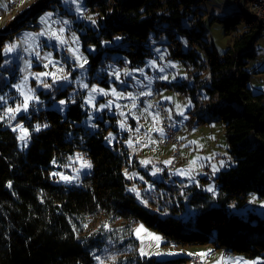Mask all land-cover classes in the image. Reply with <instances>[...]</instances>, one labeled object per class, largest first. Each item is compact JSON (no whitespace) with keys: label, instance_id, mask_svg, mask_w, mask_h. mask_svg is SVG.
Masks as SVG:
<instances>
[{"label":"trees","instance_id":"1","mask_svg":"<svg viewBox=\"0 0 264 264\" xmlns=\"http://www.w3.org/2000/svg\"><path fill=\"white\" fill-rule=\"evenodd\" d=\"M200 1L85 0L101 16L99 35L89 31L83 41L98 48L97 54L89 55L91 71L104 63L100 38L114 35L120 37L122 47L109 51L122 54L119 63L125 59L130 66H141L154 55V46L165 42L168 58L188 59L200 69H209L207 116L198 113L191 120L224 125L233 165L216 175L217 197L188 188L186 204L196 210L194 217H181L185 209L181 198L172 207L149 210L127 189L131 180L125 148L118 151L116 145L105 143L103 132L90 133L76 125L85 116L81 100L70 104L65 115L31 108L18 118L29 132L25 151L19 150L16 133L0 123V264H187L190 258L186 257L141 256L132 234L139 222L155 228L168 243H211L222 251L259 257L264 264V217L253 213L244 217L229 210L232 202L242 206L249 192L264 197V90L251 87L247 67L257 56L254 44L261 38V29L248 11L220 19L225 35L241 23L243 28L232 45L218 54L203 40ZM59 2L36 0L0 30V91L6 88L4 42ZM195 47L205 53L202 61L197 60ZM161 84L180 93L187 89L184 84ZM75 150L88 157L90 173L77 187L55 183L50 175L52 162L65 163Z\"/></svg>","mask_w":264,"mask_h":264},{"label":"rangeland","instance_id":"2","mask_svg":"<svg viewBox=\"0 0 264 264\" xmlns=\"http://www.w3.org/2000/svg\"><path fill=\"white\" fill-rule=\"evenodd\" d=\"M35 1L18 0L15 11L6 15L0 0V30ZM198 7L205 27L203 40L218 54L232 45L243 28L241 23L235 32L225 35L220 19L242 10L248 11L251 19L260 25L261 38L254 44L257 56L249 60L247 67L251 87L264 90V0H202ZM100 16L85 0H60L52 9L40 13L34 24H25L14 39L4 42L2 67L7 73L6 88L0 91V123L16 133L18 148L25 151L29 132L18 119L20 116L31 108L53 109L65 115L69 105L79 99L85 116L76 125L90 133L103 132L105 143L112 148L116 145L118 151L125 148L127 175L131 180L127 189L136 200L149 210L158 211L161 207H172L181 198L185 204L181 217H194L196 210L186 204L187 189H200L215 199L216 175L233 165L227 152L224 125L219 121L195 124L191 120V115L198 113L207 116L206 87L210 84V71L198 68L188 59L168 58L165 42L154 46V55L146 58L141 66H130L125 59L119 63L122 54L109 51L122 47L118 35L112 39L100 38L104 63L91 71L89 55L97 54L98 48L94 42L85 43L83 37L89 31L99 35ZM181 43L187 50V43L183 39ZM11 45L16 47L6 51ZM195 51L197 60L202 61L205 53L198 47ZM167 82L173 86L184 84L187 89L181 93L177 90L180 96L174 97V90L161 84ZM153 89L180 122L177 136L180 155L174 171L168 170L173 148H161L156 143L157 137H163L158 115L148 102L138 100L140 95L149 96ZM87 164L90 162L86 154L75 150L65 163L54 160L50 175L55 183L77 187L81 178L91 171ZM229 210L244 217L251 213L264 217V197L249 192L242 206L232 202ZM166 214L169 211L163 213ZM132 232L139 254L157 260L197 256L200 264L261 263L259 257L249 258L240 253L223 260L222 249H216L211 243L193 246L168 243L155 228L140 222ZM187 264L192 262L189 260Z\"/></svg>","mask_w":264,"mask_h":264},{"label":"bare ground","instance_id":"3","mask_svg":"<svg viewBox=\"0 0 264 264\" xmlns=\"http://www.w3.org/2000/svg\"><path fill=\"white\" fill-rule=\"evenodd\" d=\"M17 3H18V0H11V5L10 6H7L6 3H3L4 6H5V9H6V15H10V14H12L15 11L14 5L17 4ZM263 33H264V31H263ZM150 92H155V91L153 89ZM178 96H180V93L179 92H178ZM138 100H139L140 103H143V102H148L149 104L150 103H156V106H152V104H150V107L158 115V118L160 120V125H161V129H162L163 134H164V126L162 125V123H163L164 118H165V123L170 128V132L171 133H176L175 136H172V147H179V150H180V141L177 139V136L180 133V131L178 129V126L180 125V122H179V120H177L175 117H173L170 114V111L167 109L166 104L164 102H162L158 98L157 93L155 92V94H150V102L147 99V97H139ZM263 104H264V102H263ZM157 107H160V108H157ZM156 141H163V137L162 138H158L157 137ZM157 145L159 147H161V148H164V147H162L161 143H157ZM168 170L169 171H173L172 168H168ZM213 205H214L213 203H210L209 204L210 207H212ZM225 252L226 253H230V254H234L233 252L226 251V250H225ZM195 257L196 256H193L190 259V261L192 262V264H194V261L193 260H194ZM200 263H201L200 260H196V262H195V264H200Z\"/></svg>","mask_w":264,"mask_h":264},{"label":"built area","instance_id":"4","mask_svg":"<svg viewBox=\"0 0 264 264\" xmlns=\"http://www.w3.org/2000/svg\"><path fill=\"white\" fill-rule=\"evenodd\" d=\"M2 3H6L7 6L11 5V0H1ZM150 94H155L154 92H150ZM174 97H178V92L177 90L173 91ZM139 97H147V99L150 102V95L149 96H139ZM263 100H264V96H263ZM152 104V106H156V103H150ZM160 108V107H157ZM162 125L164 126V134H163V141H156V143H161L162 147L164 148H170L172 147V136H175L176 133H171L170 132V128L168 127V125H166L165 123V118L164 121L162 123ZM173 148V155L171 156V160L170 163L168 165V168H172L173 171L176 169L178 163H179V147H172ZM222 259H227V258H231V257H235V254H230V253H226L225 250L222 252ZM196 260H199V258L196 256L194 258V264L196 262Z\"/></svg>","mask_w":264,"mask_h":264},{"label":"snow or ice","instance_id":"5","mask_svg":"<svg viewBox=\"0 0 264 264\" xmlns=\"http://www.w3.org/2000/svg\"><path fill=\"white\" fill-rule=\"evenodd\" d=\"M14 47H16L15 45H11V46H9L7 49H6V51H12V49L14 48ZM61 103H64L63 101H61ZM13 110L12 109H9V112H12ZM16 111H19V109H16ZM23 138V137H22ZM87 167H91V165L90 164H87L86 165ZM64 179H68L67 177H63ZM210 191H211V189H209Z\"/></svg>","mask_w":264,"mask_h":264}]
</instances>
